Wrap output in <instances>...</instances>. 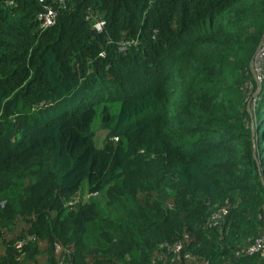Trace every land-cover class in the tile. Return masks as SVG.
I'll return each instance as SVG.
<instances>
[{
	"label": "trees",
	"instance_id": "1",
	"mask_svg": "<svg viewBox=\"0 0 264 264\" xmlns=\"http://www.w3.org/2000/svg\"><path fill=\"white\" fill-rule=\"evenodd\" d=\"M43 7L0 0V264H264V0Z\"/></svg>",
	"mask_w": 264,
	"mask_h": 264
},
{
	"label": "built area",
	"instance_id": "2",
	"mask_svg": "<svg viewBox=\"0 0 264 264\" xmlns=\"http://www.w3.org/2000/svg\"><path fill=\"white\" fill-rule=\"evenodd\" d=\"M40 2L43 4L44 7L43 10L38 13L37 20L39 21V29L45 30L46 28L56 23L59 14L58 8L60 6H64L66 4V0H40ZM104 23V21H97L94 26L97 30H102ZM262 48L263 46L260 48L259 51H262V53L264 54V49ZM257 79H261V73L259 74V76H257ZM226 212V208L221 209L213 216V219H215V221H218ZM247 251L248 253H259L264 263V231L261 237L258 238L256 242H254L248 247Z\"/></svg>",
	"mask_w": 264,
	"mask_h": 264
},
{
	"label": "rangeland",
	"instance_id": "3",
	"mask_svg": "<svg viewBox=\"0 0 264 264\" xmlns=\"http://www.w3.org/2000/svg\"><path fill=\"white\" fill-rule=\"evenodd\" d=\"M263 47H264V45H263ZM263 62H264V54L262 53V51H257V53L255 55V60L253 62V67H252L256 78L262 72ZM255 94H256V92L254 93L252 88L247 89V96H248L250 101L252 100V98H254ZM105 134H106L105 130H98L97 135L95 137V144L97 147L103 146ZM81 198H82V200H86V199L91 198L92 200L96 201L99 206H103V205H105L104 203L106 201V194H105V191H101L99 193L91 194L88 192L87 185L84 184L83 188H82Z\"/></svg>",
	"mask_w": 264,
	"mask_h": 264
},
{
	"label": "water",
	"instance_id": "4",
	"mask_svg": "<svg viewBox=\"0 0 264 264\" xmlns=\"http://www.w3.org/2000/svg\"><path fill=\"white\" fill-rule=\"evenodd\" d=\"M263 43H264V38H263V40H262L261 44H263ZM262 49H264V47H263Z\"/></svg>",
	"mask_w": 264,
	"mask_h": 264
}]
</instances>
